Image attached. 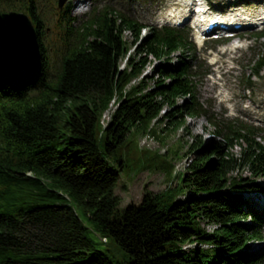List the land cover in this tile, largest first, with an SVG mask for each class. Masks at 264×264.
<instances>
[{
    "label": "trees",
    "instance_id": "16d2710c",
    "mask_svg": "<svg viewBox=\"0 0 264 264\" xmlns=\"http://www.w3.org/2000/svg\"><path fill=\"white\" fill-rule=\"evenodd\" d=\"M38 1L0 0L1 11L30 16L44 56L37 84L0 81V264H262L249 244L264 240V207L253 199L264 196V143L254 125L209 116L189 28L149 26L143 36L141 22L108 6L76 24L70 3L60 10L50 0L54 64ZM150 56L159 61L151 77ZM263 68L264 44L253 75ZM206 115L219 139L188 141V191L171 202L147 191L120 210L116 152L128 134L146 120L168 130ZM90 229L127 259L112 258Z\"/></svg>",
    "mask_w": 264,
    "mask_h": 264
},
{
    "label": "rangeland",
    "instance_id": "374dc122",
    "mask_svg": "<svg viewBox=\"0 0 264 264\" xmlns=\"http://www.w3.org/2000/svg\"><path fill=\"white\" fill-rule=\"evenodd\" d=\"M209 1L218 10L228 8L244 15L251 14L248 16L256 18L264 15V0H232L237 7H230L232 4L229 5L227 0ZM67 3H70V14L76 24L88 18L94 7L108 6L141 22L144 25L143 36L148 33L149 26L174 25L176 19L182 21V16L186 14L183 0H68ZM49 4L50 0H39L37 5L40 12L45 13H41V31L46 52L56 64L57 59L52 48V27L58 15L51 11ZM180 26L191 27L189 22ZM260 30H264V22L257 25L246 23L234 42L225 39L197 43V38L193 39L197 44L196 64L201 66L195 68L199 74L196 77L198 96L208 109L209 116L222 126L225 122L254 125L259 128L260 133L257 141L264 143V68L260 75H253L264 44V38L256 35ZM125 38L130 42L133 40L129 31L125 32ZM149 59L152 62L147 66L145 74L151 77L159 61L151 56ZM148 83L153 85L154 79H148ZM112 110L105 114V121L109 119ZM208 118L207 115L187 117L186 127L168 130L161 129L163 124H153L146 120L128 134L116 152L118 159L123 160L125 164L116 187V193L121 198L120 210L130 203L139 204L147 191H167L166 202L173 201V198L179 199L188 191L183 182L189 161L188 141L194 134H201L207 141L219 139V136L213 133L215 126ZM232 151L238 153L240 146H235ZM243 175L249 176L250 173L245 170ZM258 181L264 186V177L258 178ZM253 199L260 207H264L263 195L255 194ZM90 234L116 261L127 259V255L115 240L109 238L108 243L102 242L93 229H90ZM249 249L264 254V240L251 241Z\"/></svg>",
    "mask_w": 264,
    "mask_h": 264
},
{
    "label": "water",
    "instance_id": "95a60500",
    "mask_svg": "<svg viewBox=\"0 0 264 264\" xmlns=\"http://www.w3.org/2000/svg\"><path fill=\"white\" fill-rule=\"evenodd\" d=\"M68 0H58L63 9ZM44 74V56L36 27L22 11L0 10V81L23 90Z\"/></svg>",
    "mask_w": 264,
    "mask_h": 264
},
{
    "label": "bare ground",
    "instance_id": "6f19581e",
    "mask_svg": "<svg viewBox=\"0 0 264 264\" xmlns=\"http://www.w3.org/2000/svg\"><path fill=\"white\" fill-rule=\"evenodd\" d=\"M183 4H184L185 8H187L189 6V0H183ZM184 11H185V9H184ZM240 15H242L240 12H234L233 14H230V16L226 18L227 21L223 18H220L219 20H225L226 23H224V24L231 27V26H233L235 21H242L241 18L244 19V17L240 16ZM247 15H250V14H247ZM247 15H244L246 17L245 19L251 20L252 22H257V21H259L260 18H263V17H260V18L253 19L254 17H249ZM186 16H187V14L184 13V17H186ZM213 19H214V17H209L207 14H198L196 25L194 24L196 26L195 29H196L198 36H201L200 35L201 28L205 29L206 26L213 21ZM179 20H181V19H179ZM179 20H177V21H179ZM192 23H194V20ZM244 23H246V22L243 21L242 24H244Z\"/></svg>",
    "mask_w": 264,
    "mask_h": 264
}]
</instances>
